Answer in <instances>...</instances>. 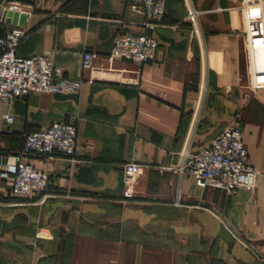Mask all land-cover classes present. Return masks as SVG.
<instances>
[{"label": "crops", "instance_id": "1", "mask_svg": "<svg viewBox=\"0 0 264 264\" xmlns=\"http://www.w3.org/2000/svg\"><path fill=\"white\" fill-rule=\"evenodd\" d=\"M2 4L31 10L19 55L51 53L83 83L77 95L0 101V166L45 125L77 132L73 157L30 159L49 174L45 197L12 199L0 182V264H264V88L248 95L240 0H165L146 65L108 61L116 33L143 32L129 1ZM191 8L198 33L186 21ZM13 27L0 21V36ZM84 52L95 55L90 70ZM253 56L264 72V47ZM236 116L250 187L230 196L176 172L182 148L201 149Z\"/></svg>", "mask_w": 264, "mask_h": 264}, {"label": "built area", "instance_id": "2", "mask_svg": "<svg viewBox=\"0 0 264 264\" xmlns=\"http://www.w3.org/2000/svg\"><path fill=\"white\" fill-rule=\"evenodd\" d=\"M129 1L132 9L144 16L141 34L129 32L116 33L112 38V48L108 55L109 63L114 61L132 62L146 65L155 59L158 43L153 36L156 27L164 17L165 0H121ZM244 14L245 35L249 46L254 50L264 46L262 23L256 20L260 10H264V0ZM243 10V5L240 7ZM10 10L18 14H30L18 4L0 5V21L2 13ZM244 13V12H243ZM199 13L191 8L186 21L194 33H198ZM250 26L261 27L260 35ZM27 38L26 30L21 26L8 29L0 36V101L12 102L27 98L31 94L77 95L82 87V80L65 77L64 72L54 64L51 53L21 56L18 49ZM95 55L84 52L81 67L83 70L93 68ZM259 74V73H257ZM10 124L11 115L4 116ZM77 132L74 124L52 123L23 137V146L10 160L0 166V182L8 189L12 199H25L37 196L45 197L49 187V174L36 167L31 158L49 156L73 157L76 151ZM175 167L179 175L186 174L193 179L200 189L215 188L226 195L234 196L242 189L252 185L255 174L248 160V153L243 142V132L236 116L234 121L221 133L216 135L207 145L197 151L188 146L177 153ZM125 170L124 176L126 177Z\"/></svg>", "mask_w": 264, "mask_h": 264}, {"label": "rangeland", "instance_id": "3", "mask_svg": "<svg viewBox=\"0 0 264 264\" xmlns=\"http://www.w3.org/2000/svg\"><path fill=\"white\" fill-rule=\"evenodd\" d=\"M256 1L254 0H240V5H239V9L240 7L243 5V10L240 9L243 17H244V14L247 13L251 8L254 7V5H257ZM244 12V13H243ZM247 22H248V32H250V28L254 29L256 32V35H260L261 37H263L260 32L258 30L261 29V27H259L258 25L257 26H250V23L248 21V19H246ZM250 22H254V23H258V22H261L262 23V31H264V10H260V13H258V17L256 18V20H250ZM260 28V29H259ZM250 47V46H249ZM261 47H264V46H261ZM250 54H251V71L249 72L248 74V83L250 85V90H248V95L251 93V96L254 95V92L255 91H258V90H261L264 88V73L262 74H257V73H254V70H253V52L254 50L250 47ZM1 148V146H0Z\"/></svg>", "mask_w": 264, "mask_h": 264}, {"label": "water", "instance_id": "4", "mask_svg": "<svg viewBox=\"0 0 264 264\" xmlns=\"http://www.w3.org/2000/svg\"><path fill=\"white\" fill-rule=\"evenodd\" d=\"M25 19H26V14L23 13L18 14L10 10L3 12L1 16V22H4L6 24H11L14 26H22ZM0 164H1V156H0Z\"/></svg>", "mask_w": 264, "mask_h": 264}, {"label": "bare ground", "instance_id": "5", "mask_svg": "<svg viewBox=\"0 0 264 264\" xmlns=\"http://www.w3.org/2000/svg\"><path fill=\"white\" fill-rule=\"evenodd\" d=\"M253 70H254V73H259V74L264 73L263 69L260 66H253Z\"/></svg>", "mask_w": 264, "mask_h": 264}, {"label": "trees", "instance_id": "6", "mask_svg": "<svg viewBox=\"0 0 264 264\" xmlns=\"http://www.w3.org/2000/svg\"><path fill=\"white\" fill-rule=\"evenodd\" d=\"M6 32V31H5ZM4 35V34H3ZM3 35H1V36H3Z\"/></svg>", "mask_w": 264, "mask_h": 264}]
</instances>
